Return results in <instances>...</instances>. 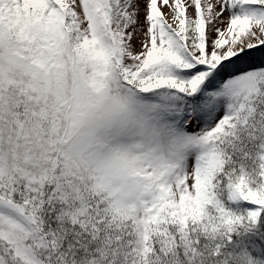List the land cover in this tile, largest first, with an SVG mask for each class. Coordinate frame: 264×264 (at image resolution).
Instances as JSON below:
<instances>
[{
    "label": "snow or ice",
    "instance_id": "6c2138e0",
    "mask_svg": "<svg viewBox=\"0 0 264 264\" xmlns=\"http://www.w3.org/2000/svg\"><path fill=\"white\" fill-rule=\"evenodd\" d=\"M0 264H264V0H0Z\"/></svg>",
    "mask_w": 264,
    "mask_h": 264
}]
</instances>
